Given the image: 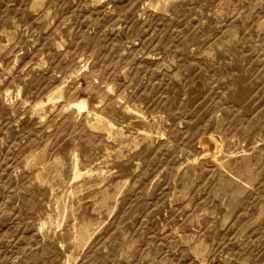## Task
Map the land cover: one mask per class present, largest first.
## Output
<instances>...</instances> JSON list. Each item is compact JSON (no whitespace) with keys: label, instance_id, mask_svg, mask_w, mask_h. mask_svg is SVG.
<instances>
[{"label":"rangeland","instance_id":"1","mask_svg":"<svg viewBox=\"0 0 264 264\" xmlns=\"http://www.w3.org/2000/svg\"><path fill=\"white\" fill-rule=\"evenodd\" d=\"M0 264H264V0H0Z\"/></svg>","mask_w":264,"mask_h":264},{"label":"bare ground","instance_id":"2","mask_svg":"<svg viewBox=\"0 0 264 264\" xmlns=\"http://www.w3.org/2000/svg\"><path fill=\"white\" fill-rule=\"evenodd\" d=\"M78 108L81 109L83 106L78 105ZM200 145L203 148V151L206 153L208 161L210 159H215L219 153L220 145L219 143L211 136H206L201 139Z\"/></svg>","mask_w":264,"mask_h":264}]
</instances>
